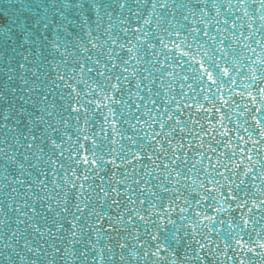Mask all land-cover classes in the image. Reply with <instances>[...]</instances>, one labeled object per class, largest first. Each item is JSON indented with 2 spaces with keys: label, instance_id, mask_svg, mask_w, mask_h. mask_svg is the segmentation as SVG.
I'll return each instance as SVG.
<instances>
[{
  "label": "snow or ice",
  "instance_id": "obj_1",
  "mask_svg": "<svg viewBox=\"0 0 264 264\" xmlns=\"http://www.w3.org/2000/svg\"><path fill=\"white\" fill-rule=\"evenodd\" d=\"M198 5L52 0L18 25L0 264H264V0Z\"/></svg>",
  "mask_w": 264,
  "mask_h": 264
},
{
  "label": "water",
  "instance_id": "obj_2",
  "mask_svg": "<svg viewBox=\"0 0 264 264\" xmlns=\"http://www.w3.org/2000/svg\"><path fill=\"white\" fill-rule=\"evenodd\" d=\"M50 2H52V0H0V89H8L9 91H11L13 87L17 89L14 95L8 96L11 103H17L19 100V82L16 80L8 82L4 79L3 74L6 70L5 62L7 61L9 66L15 69L17 63L20 62V56L23 54V42L20 36L21 29L18 25L21 22H30V19L35 20L41 15L40 7ZM169 2H171V0H169ZM182 2L193 9L199 6L198 0H182ZM233 3H235V0H233ZM224 6L227 7V0H224ZM125 15H127V13H125ZM212 15H215V12H213ZM189 19L191 20L193 17L189 15ZM125 26L126 25L117 24V27ZM69 59L71 58L69 57ZM2 106L3 98L0 97V107ZM0 199H3V197L0 196ZM105 211L108 210L105 209ZM177 223H180L178 218ZM170 227L171 226H169V228ZM245 239H247V236H245ZM220 247L223 248V245ZM229 255L234 254L229 252ZM248 255L258 264L260 260L259 256L251 257V254ZM220 260L223 261L224 257L220 256Z\"/></svg>",
  "mask_w": 264,
  "mask_h": 264
}]
</instances>
